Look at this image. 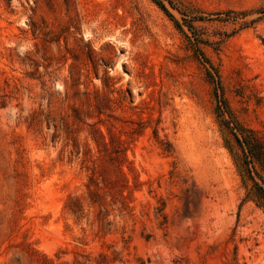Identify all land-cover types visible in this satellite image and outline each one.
<instances>
[{"label":"rangeland","instance_id":"374dc122","mask_svg":"<svg viewBox=\"0 0 264 264\" xmlns=\"http://www.w3.org/2000/svg\"><path fill=\"white\" fill-rule=\"evenodd\" d=\"M161 1L0 0V264H264V0Z\"/></svg>","mask_w":264,"mask_h":264},{"label":"trees","instance_id":"16d2710c","mask_svg":"<svg viewBox=\"0 0 264 264\" xmlns=\"http://www.w3.org/2000/svg\"><path fill=\"white\" fill-rule=\"evenodd\" d=\"M154 1L180 26L179 21L174 18L161 0ZM255 11L264 12V9ZM225 13L230 17L232 15H246L249 12L227 10ZM201 17L198 16L197 19H201ZM187 23L190 29H195L192 21ZM197 40L198 42L203 41L202 38H197ZM207 73L209 79L214 81L212 72L208 70ZM221 101L219 99L217 111L228 133V136L224 138V145L233 158L240 162L242 182L246 189L245 199L254 201L257 206L264 210V133L258 129L248 127L238 120H234L228 110L227 103L225 102L223 106ZM227 111L230 113L228 118Z\"/></svg>","mask_w":264,"mask_h":264}]
</instances>
